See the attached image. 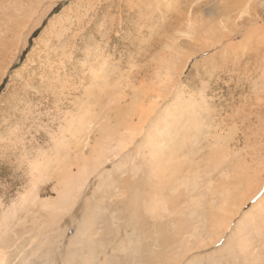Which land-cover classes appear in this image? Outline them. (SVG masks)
<instances>
[{"label":"rangeland","instance_id":"obj_1","mask_svg":"<svg viewBox=\"0 0 264 264\" xmlns=\"http://www.w3.org/2000/svg\"><path fill=\"white\" fill-rule=\"evenodd\" d=\"M169 2L0 0L2 264H264V211L256 204L264 186L230 217L226 210L235 211L239 201L229 204L221 196L248 168L257 183L264 180V0ZM224 4L239 6L223 17ZM232 28L230 40H218ZM226 42L240 52L226 56L228 61L223 57L229 51L222 52ZM168 76L171 90L152 95V87ZM141 107L151 111L149 117L138 119ZM196 113L199 120L192 123ZM196 122L212 124L209 136L192 130ZM227 135L230 156L223 145ZM119 139L127 141L125 147ZM83 143L87 147L79 149ZM113 146L120 150L117 156L105 151ZM85 163L86 172L80 169ZM175 167L180 173L173 171L172 178ZM79 169L84 176L78 172L73 179L70 173ZM65 173L68 183L71 177L76 181L70 185L76 192L62 198ZM188 218L197 226L195 235L169 260L160 254L163 243L172 240L180 219ZM214 218L228 222L216 227Z\"/></svg>","mask_w":264,"mask_h":264},{"label":"bare ground","instance_id":"obj_2","mask_svg":"<svg viewBox=\"0 0 264 264\" xmlns=\"http://www.w3.org/2000/svg\"><path fill=\"white\" fill-rule=\"evenodd\" d=\"M53 1V0H52ZM172 2H173V0H170V4H172ZM178 2V1H177ZM236 2V1H235ZM238 2V1H237ZM173 4H175L176 5V0H174V3ZM221 4V3H220ZM228 4V3H227ZM238 4H240V3H238ZM239 6V5H238ZM238 6H231V5H225L224 4V6H222L221 8V14H222V16L223 17H231V16H233L234 14H233V10H235V9H237V7ZM174 7V6H173ZM188 7V6H187ZM197 7H199V6H197ZM241 7V6H240ZM196 8V7H195ZM48 11V10H47ZM236 18V17H235ZM248 23V22H247ZM240 24V23H239ZM245 24V23H244ZM242 25V24H241ZM218 26V25H217ZM226 30V29H225ZM232 30H233V28L232 29H230V31H229V33H222V35L221 36H219L218 37V40L219 41H223V40H230L231 38L230 37H232V34H230V32H232ZM223 31V30H222ZM227 31V30H226ZM225 31V32H226ZM236 31V28H234V32ZM256 32V31H255ZM219 33V32H218ZM214 36V35H213ZM248 37H247V40H250L251 39V37H252V34L251 33H249L248 35H247ZM255 36V35H254ZM264 36V35H263ZM242 46V45H241ZM252 46V45H251ZM242 49H243V47H241ZM252 49V48H251ZM204 50V49H203ZM223 51L222 52H225V53H227V51H229L227 54H225L224 55V57H223V59L225 60V61H228V60H230V57L228 58V57H226V56H230V54H232V55H234V53H237L238 54V52H239V50H236V47L235 46H233L231 43H229V42H226L224 45H223V49H222ZM241 50V49H240ZM230 51H232V52H230ZM247 51V50H246ZM242 52V51H241ZM255 52V51H254ZM240 53V52H239ZM253 53V52H252ZM253 54H255V53H253ZM231 55V56H232ZM236 55V54H235ZM213 56V55H212ZM261 56V55H260ZM254 57V56H253ZM256 58H257V56H255ZM203 59V58H202ZM209 59V58H208ZM262 59H263V56H262ZM262 59H261V61H262ZM255 60V59H254ZM258 60V59H257ZM264 61V60H263ZM262 61V62H263ZM257 62V61H256ZM174 64H175V62H173L169 67H168V69L169 70H171L172 69V67L174 66ZM258 64V63H257ZM263 64V63H262ZM264 65V64H263ZM174 69V72H171L172 74L173 73H175L176 72V69H175V67L173 68ZM262 72H264V70H262ZM172 77V76H171ZM171 77L170 76H168L167 77V79L166 78H164V80L163 81H161V82H159V87H157V86H153L152 87V90H153V93H152V95H154L155 97H160L162 94H164V91L165 90H171V86H173L174 85V82L171 80ZM248 77V76H247ZM264 77V76H263ZM252 78V77H251ZM246 80V79H245ZM249 80H251V79H249ZM255 85V84H254ZM260 86V85H259ZM263 86V85H262ZM262 86H260V88L262 87ZM157 87V88H156ZM237 87V86H236ZM165 89V90H164ZM174 90V89H173ZM176 90H178V89H176ZM230 90V89H229ZM232 90H234V89H232ZM251 90H252V88H251ZM254 90V89H253ZM148 91V90H147ZM231 91V90H230ZM149 92V91H148ZM240 92H242V91H240ZM251 92V91H250ZM255 93H256V91H254ZM262 92H263V90H262ZM147 93V92H146ZM151 93V92H150ZM260 94H261V92H260ZM256 95H258L259 97H260V95L259 94H257L256 93ZM261 95H264V92H263V94H261ZM153 96V97H154ZM162 97V96H161ZM264 97V96H263ZM230 99V98H229ZM261 99H262V97H261ZM256 100V99H255ZM236 101V100H235ZM258 101V100H257ZM264 102V100L263 101H261V103H263ZM254 103V102H253ZM255 103H256V101H255ZM154 104H156V102L154 103ZM242 104V103H241ZM248 105H250V103L248 104ZM247 105V106H248ZM254 105H256V104H254ZM259 105H260V103H259ZM258 104H257V106H259ZM238 106V105H237ZM251 106V105H250ZM250 106L248 107V108H250ZM262 107V109H263V105L261 106ZM222 108V107H221ZM247 108V109H248ZM259 108V107H258ZM257 108V109H258ZM140 110H139V112L137 113V117H138V119H141V118H146V117H149V114L151 113V111L148 109V108H144V107H141V108H139ZM147 109H148V111H147ZM242 109V108H241ZM253 109H254V106H253ZM201 110V109H200ZM205 110H207L208 111V108H205ZM224 110V109H223ZM236 110V109H235ZM238 110V109H237ZM243 110V109H242ZM244 110H245V107H244ZM249 110V109H248ZM248 110H247V112H248ZM251 110V109H250ZM256 110V109H255ZM264 110V109H263ZM225 111V110H224ZM246 111V110H245ZM244 111V112H245ZM210 112V111H209ZM252 112V111H251ZM254 112V111H253ZM201 113V112H200ZM207 113V112H206ZM224 113V112H223ZM232 113V112H231ZM262 113V112H261ZM209 114V113H208ZM207 114V115H208ZM213 114V113H212ZM211 114V115H212ZM217 114V113H216ZM242 114H244V113H242ZM245 114H246V112H245ZM253 114V113H252ZM264 114V113H263ZM210 115V116H211ZM215 115V114H214ZM217 115H219V116H222V114L221 113H219V114H217ZM246 115H248V114H246ZM261 115V114H260ZM197 116H199V114L197 115V113L192 117V119L191 120H193V122L192 123H194L195 121H196V118H198ZM216 116V115H215ZM254 116V115H253ZM258 116H259V114H258ZM236 117V116H235ZM205 118V117H204ZM207 118V117H206ZM208 118H210L209 116H208ZM212 118L213 119H215V117H213V115H212ZM238 118V117H237ZM241 118V117H240ZM250 118V117H249ZM261 118V117H260ZM263 119H262V123H263V126H264V117H262ZM236 119V118H235ZM248 119V118H247ZM190 120V119H189ZM198 120H199V118H198ZM209 120H211L212 121V119L210 118V119H208V121ZM237 120V119H236ZM239 120V119H238ZM245 120V119H244ZM251 120V119H250ZM253 120V119H252ZM259 120V119H258ZM257 120V121H258ZM202 121V120H201ZM204 121V120H203ZM217 121H218V119H217ZM220 121V120H219ZM222 121H223V119H222ZM234 121V120H233ZM246 121H248V120H246ZM184 122V121H183ZM191 122V121H190ZM210 122V121H209ZM216 122V121H215ZM250 122V121H249ZM197 123V122H196ZM214 123V122H213ZM223 123V122H222ZM257 123V122H256ZM241 124H243V123H241ZM258 124V123H257ZM180 125V124H179ZM192 126H191V128H192V130H196V132L197 131H200V132H203V133H207L208 131L206 130V128H207V124H205V123H200V124H191ZM210 125H212V124H210ZM210 125L208 126V127H210ZM232 125H234V124H232ZM237 125V124H236ZM185 126V125H184ZM248 126H250V125H248ZM252 126V125H251ZM250 126V127H251ZM253 126H254V124H253ZM203 127H204V129H203ZM219 127V126H218ZM241 127V126H240ZM240 127H238L239 129H241ZM244 127H246L247 129H248V127L247 126H244ZM259 127V126H258ZM179 129H180V131H182V129H183V125H181V126H179L178 127ZM177 127H175L174 129L177 131V130H179ZM213 128V127H212ZM222 128V127H221ZM237 128V129H238ZM255 128V127H254ZM260 128V127H259ZM187 129V128H186ZM208 129V128H207ZM215 129V128H214ZM236 129V128H235ZM234 129V130H235ZM247 129H243V130H247ZM209 130V129H208ZM213 130V129H212ZM230 130V129H229ZM234 130H233V132H234ZM184 131H185V129H184ZM211 131V130H210ZM214 131V130H213ZM212 131V132H213ZM217 131V130H216ZM231 131V130H230ZM212 132H211V134H212ZM241 133H243L244 131H240ZM261 132V131H260ZM195 133V132H194ZM176 134H178V133H176ZM182 134V133H181ZM190 134V133H189ZM189 134L187 135V136H189ZM192 134H193V131H192ZM197 134H198V132H197ZM208 134V136H209V134L210 133H207ZM227 134H231V132H229V133H227ZM262 134V133H261ZM264 135V134H263ZM173 134L171 135H169V139L168 140H171L172 138H173ZM207 136V135H206ZM235 136V135H234ZM233 136V137H234ZM76 137H78V136H76ZM80 137V136H79ZM190 137V136H189ZM198 138L200 137V135H198L197 136ZM202 137V136H201ZM263 137V136H262ZM183 137H181V139H182ZM195 138V134H194V136H193V138H192V140ZM203 138V137H202ZM224 139V146H226L227 147V152H228V154H229V156L231 155V147H230V143L228 142V141H230L231 140V137L229 136V135H227V136H225V137H223ZM73 139H76L77 140V138H73ZM87 139V138H86ZM85 139V140H86ZM180 139V140H181ZM184 139V138H183ZM182 139V140H183ZM189 139V138H188ZM191 139V138H190ZM190 139H189V141H190ZM201 139V138H200ZM209 139V138H208ZM207 139V140H208ZM75 140V141H76ZM84 140V141H85ZM197 140V139H196ZM212 140V139H211ZM79 141H82L81 139L79 140ZM87 141H89V139L87 140ZM183 141H185L186 142V140H183ZM188 141V142H189ZM194 141V140H193ZM192 141V142H193ZM200 141V140H199ZM199 141H197L198 143H199ZM77 142V141H76ZM90 142V141H89ZM182 142V141H181ZM188 142H186L187 144H188ZM192 142H189V144L191 143L192 144ZM196 142V141H195ZM74 143V142H73ZM79 143V142H78ZM81 143V142H80ZM79 143V144H80ZM85 143H86V141H85ZM118 143H119V145H120V147L121 148H123V147H125V145L127 144V141L125 140V139H122V140H118ZM174 143V142H173ZM176 143H177V141H176ZM158 144V143H157ZM181 143H179V145H180ZM184 144V143H183ZM190 144V145H191ZM73 145H76V144H73ZM86 144H84L83 143V146H82V144H81V146L80 145H77V146H79L78 148L80 149V147H87V146H85ZM87 145H89L88 143H87ZM170 145H171V143H170ZM199 145V144H198ZM77 146H75V147H77ZM150 146V145H149ZM173 146V145H172ZM175 146H177V144L175 145ZM181 146H183V145H181ZM193 146H195V143L193 142V145L192 146H190V147H193ZM71 147H73V146H71ZM75 147L73 148V149H71L72 151L75 149ZM89 147V146H88ZM169 147V146H168ZM78 148H76V151H77V149ZM91 149H94L93 147H90ZM166 148V147H165ZM171 148V147H170ZM169 148V149H170ZM185 147L183 146V149H184ZM196 148H198V147H196ZM82 149V148H81ZM158 149V148H157ZM164 149V148H163ZM66 150V149H65ZM70 150V149H69ZM88 150V149H87ZM86 150V151H87ZM98 150V149H97ZM109 150L110 151H107L106 149H105V151L106 152H108V153H110V154H112V155H114V156H117L119 153H120V150L119 151H116V149H115V146H113V147H109ZM166 149H164V152H168L167 150L165 151ZM171 151V153H172V149H170ZM174 150V149H173ZM180 150H181V148H180ZM185 150H187V148H185ZM191 150V149H190ZM66 151H68V149L66 150ZM66 151H65V153H66ZM76 151H74L75 153H76ZM81 151V150H80ZM101 151L102 152H105V151H103V147H102V149H101ZM100 150H99V152L100 153H102ZM195 151H196V149H195ZM70 152V151H69ZM79 152V151H78ZM82 152V151H81ZM87 152H89V151H87ZM95 152H98V151H95ZM98 152V153H99ZM162 152V151H161ZM187 152V151H186ZM226 152V153H227ZM72 152H70V154H71ZM98 153H97V155H98ZM115 153V154H114ZM171 153H169V155L171 154ZM174 154H173V156L175 157H177V155L175 154L176 152H173ZM188 153V152H187ZM196 152H194V154H195ZM62 154V153H61ZM68 153H66V155H67ZM74 154V153H73ZM82 154H83V152H82ZM85 154V153H84ZM87 154V153H86ZM63 156H64V154H62ZM62 155H61V157H62ZM66 155H65V157L64 158H66ZM69 155V154H68ZM67 155V156H68ZM77 155V154H76ZM79 155V154H78ZM91 155V154H90ZM97 155H95L96 157L95 158H97ZM100 155V154H99ZM102 155L104 156V153L103 154H101V157L100 158H102ZM159 155H160V153H159ZM169 155H166V156H168L169 157V160H172L173 161V159H170L171 157V155L169 156ZM196 155H197V153H196ZM92 156V155H91ZM142 156V155H141ZM164 156V155H163ZM172 156V157H173ZM226 156V155H225ZM60 157V158H61ZM73 157H76V156H73ZM113 157V156H112ZM150 157V156H149ZM148 157V158H149ZM194 157H196L195 155H194ZM78 158V157H77ZM79 158H80V156H79ZM89 158V157H88ZM87 159V158H86ZM91 159H93V158H91ZM138 159V158H137ZM155 159H156V157H155ZM158 160H159V158H157ZM165 159V158H164ZM167 159V158H166ZM189 158H187L186 160H188ZM70 160V159H69ZM72 160V159H71ZM83 160H85V159H83ZM90 160V159H89ZM96 160V162H98L97 161V159H95ZM176 160V159H175ZM178 160V159H177ZM185 160V159H184ZM183 160V162L184 163H186L187 161L185 160L184 161ZM190 160V159H189ZM193 160V159H192ZM60 161V160H59ZM68 161V160H67ZM76 161V160H75ZM71 162L72 164L74 163H77V162ZM152 161H153V159H152ZM161 161V160H160ZM180 162H182V160H179ZM70 162V161H69ZM78 162H79V160H78ZM83 162V161H82ZM85 162H86V160H85ZM92 162L94 163V165H97V164H95L96 162L95 161H93L92 160ZM175 162V161H174ZM180 162H177V164H175L174 163V166H178V164H180L179 166H181V167H183L182 166V164L180 163ZM195 162V161H194ZM68 163V162H67ZM87 163V162H86ZM84 164L83 166L81 165L80 167H82V168H80V167H78V168H80V169H82L84 172H86L84 169L86 168V166H87V164ZM165 163H168V162H165ZM170 163L171 162H169L168 164H169V167L172 165V167L174 168V166H173V164H171L170 165ZM64 164V163H63ZM66 164V163H65ZM70 164V163H69ZM159 164V163H158ZM158 164H157V166H158ZM193 164V163H192ZM197 164V163H196ZM261 164V163H260ZM76 165V164H75ZM99 165V164H98ZM185 165H187V164H185ZM198 165V164H197ZM251 165V164H250ZM61 166H62V163H61ZM66 166V165H65ZM65 166H63V168L64 169H66V167ZM68 166H70V165H68ZM72 166V165H71ZM101 166V165H100ZM163 167H164V165H162ZM189 166V165H188ZM249 166V165H248ZM253 166V165H252ZM58 167V166H57ZM92 167V166H91ZM94 167H96V166H94ZM97 167H99V166H97ZM97 167H96V169H97ZM166 167V166H165ZM180 167V168H181ZM249 167H251V166H249ZM258 167H260V166H258ZM257 167V168H258ZM62 168V167H61ZM69 168V167H68ZM76 168H77V165H76ZM172 168V169H173ZM176 168H178V167H175V169ZM191 168H192V165H191ZM190 168V169H191ZM197 168V167H196ZM252 168V167H251ZM261 168H262V164H261ZM79 169V170H80ZM95 169V168H94ZM163 171H166L167 169H169V168H166L165 170L163 169V168H161ZM78 170V169H77ZM82 170H80V171H77V172H74V171H72V172H74V173H70V174H74L75 175V173L77 174L78 172H81V175L79 174V178H81V176H82V174H83V171ZM93 169H91V171H92ZM99 170V169H98ZM171 170V169H170ZM180 169L178 168V169H176V171L175 170H172L171 171V173L174 171V172H178ZM185 170V169H184ZM263 170V169H262ZM64 171V170H63ZM88 171V170H87ZM187 171H189V170H187ZM249 171V172H248ZM248 171L247 170H245V172L243 171L240 175H238L237 177H236V180H235V182L234 183H238L236 186H235V188L233 189V190H223L222 191V193H221V196L224 198V200L225 201H227L229 204H230V201H232V200H238L239 201V203L236 205V204H231V205H233V207H234V209H236L235 211H233V208L232 209H228V210H226V214L228 215L227 217H230V216H232V215H234L235 214V212L237 211V210H239L240 208H241V206L248 200V199H252V198H255V197H258V195H259V193L261 192V190H263V186H264V180H262L261 182L259 181L258 183H257V181L259 180V178L258 177H256L255 176V174H250V169L248 168ZM66 172L67 173H69L70 171L68 170H66ZM93 172H94V170H93ZM95 172H97V171H95ZM137 172V171H136ZM147 172V171H146ZM150 172H151V170H150ZM159 172V171H158ZM185 172V171H184ZM157 173V172H156ZM170 173V174H171ZM178 173H180V172H178ZM193 173H194V171H193ZM256 173H258L257 171H256ZM85 174V173H84ZM84 174H83V176H84ZM90 174H92V172H90ZM142 174V173H141ZM149 174V173H148ZM158 175L160 174V173H157ZM156 174V175H157ZM164 174V173H163ZM173 174V173H172ZM182 174V173H181ZM88 175V174H87ZM133 176H134V174H132ZM132 175H129L130 177L132 176ZM153 175H155V174H153ZM191 175V174H190ZM196 174H194V176H195ZM260 175H262L261 173L258 175L257 174V176H259V177H261ZM64 176H66V173H65V175H63V178H64V181H67V180H65V178H67V177H64ZM67 176H68V174H67ZM76 176V175H75ZM74 176V177H75ZM125 176V175H124ZM123 176V177H124ZM140 176H142V175H140ZM167 176L169 177L170 175H168L167 174ZM172 176H175L174 174L173 175H171L170 177H172ZM196 176H198V175H196ZM195 176V177H196ZM249 176V177H248ZM68 177H70V176H68ZM78 177L76 176V178H73V177H71V179L73 178V179H78ZM86 177H90V175L89 176H86ZM86 177H84L85 179H86ZM149 177V176H148ZM152 177H154V176H152ZM162 177V176H161ZM187 177V176H186ZM262 177H263V175H262ZM157 178H159V177H157ZM173 178V177H172ZM179 178V177H178ZM180 178H181V176H180ZM71 179L69 180L70 182L68 183V181H67V183L66 184H62V185H65V187H66V185H68L66 188L67 189H63V191H62V193H61V196H62V198H64L65 196H66V193L68 192V193H72V192H69V191H71V189L73 190V192H74V190L75 189H73V188H71L70 189V185H72L73 186V184L76 182H74L73 180V182L71 181ZM124 179V178H123ZM135 179V178H134ZM134 179H130V180H134ZM175 179H177V178H175ZM63 180V179H62ZM129 180V181H130ZM178 180V179H177ZM176 180V181H177ZM187 180V179H186ZM194 180H196V179H194ZM61 181V180H60ZM85 181V180H84ZM135 181V180H134ZM156 181V180H155ZM162 181H164V180H162ZM172 181H173V179H172ZM171 181V182H172ZM175 181V182H176ZM181 181V180H180ZM179 181V182H180ZM189 181V180H188ZM193 181V180H192ZM78 182H79V180H78ZM140 182H141V180H140ZM143 182V181H142ZM152 182V181H151ZM151 182H150V184H151ZM156 182H159V184H160V181L158 180V181H156ZM167 182V181H166ZM174 182V183H175ZM183 181H181L180 182V184L182 185L183 183H182ZM191 182V179H190V181L188 182V184ZM193 182H196V181H193ZM80 183H82V181L80 182ZM164 183V182H163ZM173 182L171 183V184H174ZM261 183V184H260ZM137 184V183H136ZM154 184V183H153ZM158 184V183H157ZM158 184V185H159ZM166 184H168V182L166 183ZM169 184H170V182H169ZM180 184H177V185H180ZM188 184H186V185H184V186H188ZM191 184H192V182H191ZM133 185H134V183H133ZM148 185V184H147ZM152 185V184H151ZM155 185V184H154ZM161 185H163V184H161ZM165 185V184H164ZM177 185L175 184V186L177 187ZM195 185V184H194ZM242 185L243 186H246V188H245V190L244 189H238V188H242ZM257 187H256V186ZM71 186V187H72ZM76 188H78V186L79 185H74ZM82 185L80 184V187H81ZM131 186V185H130ZM129 186V187H130ZM153 186V185H152ZM166 186V185H165ZM172 186V185H171ZM174 186V187H175ZM241 186V187H240ZM147 187V186H146ZM154 187V186H153ZM156 187H158L157 185L154 187V188H156ZM160 187V186H159ZM159 187H158V189H159ZM170 187V186H169ZM232 187V186H231ZM131 188V187H130ZM162 188H164V187H162ZM167 188L168 187H166V190H167ZM193 188H194V186H193ZM254 188H256L255 190H254ZM150 189V188H149ZM170 189V188H169ZM175 189V188H174ZM174 189H173V191H174ZM229 189H232V188H229ZM60 190H62V188L61 189H59V192H60ZM146 190V189H145ZM144 190V191H145ZM152 190H154V189H152ZM156 190V189H155ZM160 190V189H159ZM158 190V191H159ZM171 190V189H170ZM176 190V189H175ZM81 191V190H80ZM157 191V190H156ZM156 191H153L154 192V194L156 193ZM161 191H162V189H161ZM160 191V192H161ZM168 191V190H167ZM75 192H76V190H75ZM79 192V191H78ZM77 192V193H78ZM128 192V191H127ZM146 192H148L147 190H146ZM160 192H159V194H160ZM163 192H164V189H163ZM168 192H170V191H168ZM76 193V194H77ZM80 193V192H79ZM130 194V193H129ZM154 194H153V196H154ZM162 194V193H161ZM171 194H172V192H171ZM176 194V193H175ZM253 194V195H252ZM65 195V196H64ZM70 196L72 195V194H69ZM173 195H174V192H173ZM60 196V195H59ZM67 196H68V194H67ZM66 196V197H67ZM150 196V195H149ZM165 196H168V195H165ZM164 196V197H165ZM264 196V195H263ZM151 197V196H150ZM156 197V196H155ZM163 197V198H164ZM175 197V196H174ZM173 197V198H174ZM60 198V197H59ZM130 198V197H129ZM170 198V195H169V197H168V199ZM260 198H262V201L261 200H259L256 204H257V207L258 208H263L262 209V212L264 211V197H260ZM68 199H69V197H68ZM159 199H161V198H159ZM166 199V198H165ZM65 200H67V198H65ZM152 200V199H151ZM163 200V199H162ZM161 200V201H162ZM174 200V199H173ZM222 200V199H221ZM159 201V200H158ZM168 201V200H167ZM220 201V200H219ZM151 202V201H150ZM157 202V201H156ZM172 202V201H171ZM158 203V202H157ZM164 203V202H163ZM162 203V204H163ZM186 203V202H185ZM148 204H150V203H148ZM165 204V203H164ZM163 204V205H164ZM262 204V205H261ZM142 205V204H141ZM245 205V204H244ZM253 205V204H252ZM158 206V205H157ZM166 206V205H165ZM169 206V205H168ZM159 207H161V209H162V205H161V203H160V206ZM164 207V206H163ZM188 207V206H187ZM142 208V207H141ZM144 208V207H143ZM150 208H151V206H150ZM158 208V207H157ZM251 208V207H250ZM148 209V208H147ZM154 209V207L151 209V210H153ZM188 209V208H187ZM216 209V208H215ZM145 210V209H144ZM149 210V209H148ZM164 210V209H163ZM166 210H168V212H169V208H167ZM249 211V210H248ZM152 212V211H151ZM150 211H149V214L151 213ZM153 212H154V210H153ZM155 212H157L156 211V209H155ZM193 212V211H192ZM170 213V212H169ZM239 213V212H238ZM249 213L250 212H247V215H249ZM151 214H153V213H151ZM158 213H155V215H157ZM167 214V213H166ZM188 214V213H187ZM193 214V213H192ZM190 215H191V213H190ZM190 215H188V216H190ZM219 215V214H218ZM154 216V215H153ZM168 216V215H167ZM178 216H179V218H180V216H181V212L180 213H178ZM177 216V217H178ZM183 216V215H182ZM181 216V217H182ZM235 216H237V215H235ZM158 217V216H157ZM227 217H225V218H227ZM155 219V218H154ZM182 219H183V217H182ZM215 219V218H214ZM213 219V220H214ZM234 219V218H233ZM255 219V218H254ZM177 220V219H176ZM217 219H215V221H216ZM156 221H157V219H156ZM177 221H179V219L177 220ZM212 220H210V222H211ZM227 221V220H226ZM176 222V221H175ZM214 222V221H213ZM228 222V221H227ZM227 222L226 223H222L221 221H216V223H212L214 226H216V227H221V228H224L225 226H226V224H227ZM231 222V221H230ZM156 223V222H155ZM178 223V222H177ZM147 224V223H146ZM174 224H176V223H174ZM237 224H239V223H237ZM144 225V224H143ZM154 225V224H153ZM165 225V224H164ZM192 224H191V222H189V218L188 219H184V220H181L180 219V222L176 225V228H174V229H176V234L173 236V238H172V240L170 239V237H169V241L168 242H166L165 244L161 241V243H163V247H162V250H161V253L160 254H166L167 253V255H168V259L169 260H171L173 257H174V254H176L177 252H178V250H179V248H181V250H182V247H184V246H186L187 244H188V242H190L189 241V237H191L193 234H194V232L196 231V227H192L191 226ZM203 225V224H202ZM155 226V225H154ZM153 226V227H154ZM173 226V225H172ZM143 227V226H142ZM141 227V228H142ZM152 227V228H153ZM167 227V226H166ZM199 227H200V225H199ZM198 227V228H199ZM155 229V228H154ZM173 229V230H174ZM223 231H225V230H223ZM235 231V230H234ZM214 232H216V231H214ZM175 233V232H174ZM173 233V234H174ZM195 235V234H194ZM75 236V235H74ZM84 236V235H83ZM73 237V236H72ZM71 237V238H72ZM165 237H166V235H165ZM164 238V237H163ZM151 241H152V239H151ZM167 241V240H166ZM218 241V240H217ZM145 242V241H144ZM149 243H151L150 241H149ZM211 244V243H210ZM215 244V243H214ZM144 246V245H143ZM145 246H146V244H145ZM153 246V245H152ZM158 245H155V247H157ZM140 248V247H139ZM158 248V247H157ZM141 249V248H140ZM151 249V248H150ZM154 249V248H153ZM159 250V249H158ZM145 251V250H144ZM156 251V250H155ZM155 251H153V252H155ZM152 252V253H153ZM182 252V251H181ZM243 252V251H242ZM139 253H140V251H139ZM139 253H138V255H139ZM142 253L144 254V252L142 251ZM151 253V254H152ZM157 253V252H156ZM134 254V253H133ZM145 254H148V253H145ZM144 254V255H145ZM158 254V253H157ZM184 254V253H183ZM141 255V254H140ZM143 255V256H144ZM150 255V254H149ZM153 255V254H152ZM152 255H150V256H152ZM134 257H135V254L133 255ZM143 256H142V258H143ZM154 256V255H153ZM179 256V255H178ZM181 256V255H180ZM139 257V256H138ZM146 257V256H145ZM176 258L175 259H172L173 261H175L176 259H177V256H175ZM150 258V257H149ZM154 258V257H153ZM141 259V258H140ZM0 261H1V259H0ZM139 262H140V260H138ZM143 261V260H142ZM144 261H145V259H144ZM135 263V262H134ZM147 263H148V261H147ZM0 264H2V261L0 262ZM148 264H150V263H148Z\"/></svg>","mask_w":264,"mask_h":264}]
</instances>
